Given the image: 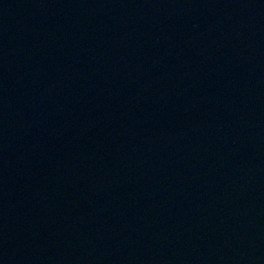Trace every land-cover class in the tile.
Instances as JSON below:
<instances>
[{"label": "water", "instance_id": "95a60500", "mask_svg": "<svg viewBox=\"0 0 264 264\" xmlns=\"http://www.w3.org/2000/svg\"><path fill=\"white\" fill-rule=\"evenodd\" d=\"M59 264H264V0H0Z\"/></svg>", "mask_w": 264, "mask_h": 264}]
</instances>
